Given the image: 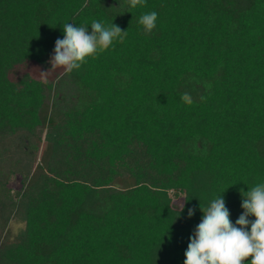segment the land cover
Masks as SVG:
<instances>
[{"label": "trees", "instance_id": "trees-1", "mask_svg": "<svg viewBox=\"0 0 264 264\" xmlns=\"http://www.w3.org/2000/svg\"><path fill=\"white\" fill-rule=\"evenodd\" d=\"M93 20L124 43L51 70ZM262 182L264 0H0V264H184L200 204L235 224Z\"/></svg>", "mask_w": 264, "mask_h": 264}, {"label": "clouds", "instance_id": "clouds-1", "mask_svg": "<svg viewBox=\"0 0 264 264\" xmlns=\"http://www.w3.org/2000/svg\"><path fill=\"white\" fill-rule=\"evenodd\" d=\"M127 3L135 9L145 7L147 0H127ZM157 20L158 13L152 11L142 14L139 24L146 34H151ZM90 28L91 32L85 25L63 24V39L56 40L49 61L51 70L62 69L67 74L80 70L89 60L114 49L117 42L123 44L128 34L114 23L106 26L97 20L91 22ZM41 72L45 78L49 73ZM180 99L189 106L193 104L187 92ZM241 195L243 213L235 224L223 196L212 199L208 206L200 204L203 217L190 237L184 264H249V260L250 264H264V182L246 193L241 189ZM194 213L195 209H189V217Z\"/></svg>", "mask_w": 264, "mask_h": 264}, {"label": "rangeland", "instance_id": "rangeland-1", "mask_svg": "<svg viewBox=\"0 0 264 264\" xmlns=\"http://www.w3.org/2000/svg\"><path fill=\"white\" fill-rule=\"evenodd\" d=\"M36 70H37V72H39V75H43L41 71L46 72L45 70L40 69V68H38ZM33 71L36 73L35 70H33ZM20 186H21L20 179H17L15 181H13L12 187H14L15 189H18V188H20ZM175 203H176L177 206H182V204H183V198L182 197L176 198L175 199ZM21 227H22L21 224H13V230H14V232H17Z\"/></svg>", "mask_w": 264, "mask_h": 264}]
</instances>
